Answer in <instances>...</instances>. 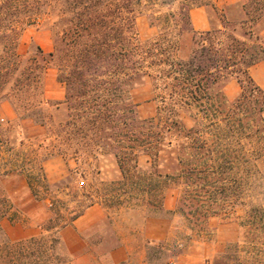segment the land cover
Instances as JSON below:
<instances>
[{
	"label": "trees",
	"instance_id": "1",
	"mask_svg": "<svg viewBox=\"0 0 264 264\" xmlns=\"http://www.w3.org/2000/svg\"><path fill=\"white\" fill-rule=\"evenodd\" d=\"M155 4L148 9L158 33L142 41L136 19L143 0H0V101L11 102L20 122L47 127L52 140L45 157L32 158L39 169L33 181L27 180L32 197L45 202L47 195L40 197L38 188L61 187L49 184L43 173L48 159L71 156L85 162L110 152L122 183L120 193L106 197V202L123 198L129 207L142 208L152 217L179 213L192 234H200L226 206L240 205L245 209L241 226L253 242L262 244L264 203H243L240 198L251 189L264 194V89L251 76V69L264 61V37L257 30L264 24V0L235 6L243 14L238 21L223 10L220 26L205 32L193 29L190 10L211 4H183L182 24L172 20L173 15H158ZM40 24L53 30L54 51L45 53L35 46L28 56L21 55L22 32ZM51 64L65 87L64 100L55 106H65L67 120L58 125L48 112L52 105L44 91ZM229 81L241 89L230 105L224 95ZM146 82L158 104L156 115L149 118L139 114L134 98ZM182 115L189 116L192 127ZM167 151L174 155L175 167L162 173L159 163ZM24 170V165H14L0 172V179L24 175ZM170 187L180 191L175 210L165 208ZM89 200L76 207L63 203L54 208L51 203L44 235L11 241L3 234L2 222L28 212L16 209L0 193V264L70 262L60 233L96 205ZM231 247L235 245L227 247L222 259L231 257ZM147 250L149 263L163 258L173 264L181 255L167 241L150 243Z\"/></svg>",
	"mask_w": 264,
	"mask_h": 264
},
{
	"label": "rangeland",
	"instance_id": "2",
	"mask_svg": "<svg viewBox=\"0 0 264 264\" xmlns=\"http://www.w3.org/2000/svg\"><path fill=\"white\" fill-rule=\"evenodd\" d=\"M148 1V3L146 2ZM247 0H242L245 3ZM144 5L137 10L136 30L142 41L154 38L158 30L151 26L148 6L155 4V12L158 15H173L176 22L182 24L180 7L184 5L209 3L210 15L214 21L213 27L220 26L221 11L213 8V0H143ZM228 16L232 21H238L243 17L241 8L227 7ZM223 11V10H222ZM171 21V18L169 19ZM257 30L263 35L264 24H260ZM241 33V31H239ZM264 37V35H263ZM35 46L41 47L45 53H51L55 47V35L48 25L26 27L22 32L18 44V52L28 56L29 51ZM2 50L0 48V54ZM256 83L258 84L259 82ZM261 84V83H260ZM45 99L51 103L48 112L52 116L55 125L67 120V111L64 105L57 109L56 103L64 100L65 87L57 81V72L54 64L44 77ZM241 89L237 82L229 81L224 88V95L230 105L240 95ZM61 98V99H60ZM134 98L139 104V114L143 118L153 117L157 113V102L153 101V92L150 82H146L134 92ZM187 127H192L189 116L182 115ZM49 139L47 127H40L31 120L20 122L14 112L10 101H0V172L12 169L14 165H24V175L11 174L0 179V193L6 195L16 205V209L28 212L21 214L17 220L6 219L2 222L3 234L11 241L29 239L44 235L43 221L50 216L49 205L54 202V208L67 203L70 207H76L80 203L87 204L92 198L96 205L101 206L107 219L103 225L91 228V252L100 257L117 244L119 233L134 236L143 247V228L147 219L162 218L148 216L142 208L129 207L123 198H111L120 193L122 174L116 158L110 152H103L95 158L90 157L85 162L75 161L71 156L54 157L43 163V173L51 185L61 184L57 190H45L38 188L36 191L40 197L47 195L45 202H35L28 188L27 180L39 173L38 167L33 164L35 155L45 157L49 153ZM174 155L171 151L162 153L159 163V171L171 173L174 170ZM141 164L145 166V160ZM180 195L179 189L170 187L166 192L165 208L175 210ZM88 197V198H85ZM110 199V198H109ZM243 203H264V194L259 195L255 190H246L241 195ZM62 203V204H61ZM107 203V204H106ZM242 206H226L215 216L207 221V225L200 234H192L185 218L177 213L170 218H162L168 222L170 231L167 242L171 247L181 252V255L173 260V264H264V241L257 244L252 241L245 228L241 226L245 216ZM191 237V238H189ZM1 239V238H0ZM147 245V244H146ZM150 245V243H149ZM148 245V246H149ZM229 259L221 256L227 247ZM147 246V247H148ZM146 247V246H145ZM172 249V248H171ZM147 255V248L144 249ZM136 259V264H139ZM146 264H166L163 258L152 259Z\"/></svg>",
	"mask_w": 264,
	"mask_h": 264
},
{
	"label": "crops",
	"instance_id": "3",
	"mask_svg": "<svg viewBox=\"0 0 264 264\" xmlns=\"http://www.w3.org/2000/svg\"><path fill=\"white\" fill-rule=\"evenodd\" d=\"M213 3L222 12L227 7L241 4L242 0H213ZM210 10V5L197 6L190 10V20L195 31L205 32L213 29L214 21ZM251 76L264 89V61L251 69ZM106 219L107 215L104 209L99 205H94L87 209L83 216L72 225L61 231L64 251L70 258V262L67 264H136L137 258L139 264H146L147 255L144 249L149 243L166 241L170 234L168 222L165 219H147L143 228V247L133 235L126 234L125 236L123 233H119L117 244L98 258L91 252L90 229L103 225Z\"/></svg>",
	"mask_w": 264,
	"mask_h": 264
}]
</instances>
